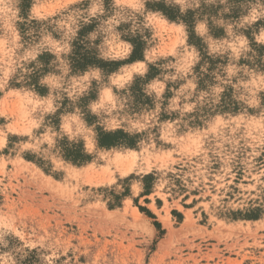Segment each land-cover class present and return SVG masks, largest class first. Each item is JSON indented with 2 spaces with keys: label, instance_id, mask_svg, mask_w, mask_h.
Here are the masks:
<instances>
[{
  "label": "rangeland",
  "instance_id": "obj_1",
  "mask_svg": "<svg viewBox=\"0 0 264 264\" xmlns=\"http://www.w3.org/2000/svg\"><path fill=\"white\" fill-rule=\"evenodd\" d=\"M0 264H264V0H0Z\"/></svg>",
  "mask_w": 264,
  "mask_h": 264
},
{
  "label": "trees",
  "instance_id": "obj_2",
  "mask_svg": "<svg viewBox=\"0 0 264 264\" xmlns=\"http://www.w3.org/2000/svg\"><path fill=\"white\" fill-rule=\"evenodd\" d=\"M106 144L108 145H116V144H120V143H117V141H109L107 142ZM130 145H133L132 143H130ZM141 209L143 211H145L149 216L153 217V218H156V216L149 210L147 209L146 207H141ZM155 224L156 226L160 229L161 228V225H160V222L158 221H155ZM161 233H163V230H161Z\"/></svg>",
  "mask_w": 264,
  "mask_h": 264
},
{
  "label": "bare ground",
  "instance_id": "obj_3",
  "mask_svg": "<svg viewBox=\"0 0 264 264\" xmlns=\"http://www.w3.org/2000/svg\"><path fill=\"white\" fill-rule=\"evenodd\" d=\"M138 212V211H137ZM139 215H141L142 216V214L140 213ZM143 217V216H142ZM144 218V217H143Z\"/></svg>",
  "mask_w": 264,
  "mask_h": 264
}]
</instances>
